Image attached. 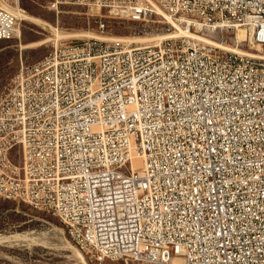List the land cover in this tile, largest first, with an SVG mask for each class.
Listing matches in <instances>:
<instances>
[{
  "label": "built area",
  "instance_id": "obj_1",
  "mask_svg": "<svg viewBox=\"0 0 264 264\" xmlns=\"http://www.w3.org/2000/svg\"><path fill=\"white\" fill-rule=\"evenodd\" d=\"M0 0V39L22 21ZM193 29L244 28L264 46V0H51ZM23 11H26L22 7ZM162 16V15H161ZM185 37L81 38L23 68L0 97V200L57 215L99 262L264 264V55ZM132 152L143 157L134 169Z\"/></svg>",
  "mask_w": 264,
  "mask_h": 264
},
{
  "label": "rangeland",
  "instance_id": "obj_2",
  "mask_svg": "<svg viewBox=\"0 0 264 264\" xmlns=\"http://www.w3.org/2000/svg\"><path fill=\"white\" fill-rule=\"evenodd\" d=\"M22 1L30 9L29 11L24 8L28 14L66 31H88L109 37L138 38L146 37L150 32L164 33L174 30L173 25L168 23L163 16L154 15L147 22L110 17L106 19L105 30L101 31L98 26L99 23L96 21L97 17L89 14L86 6L66 5L62 7L60 12H57L48 7L51 0ZM195 30L193 31L196 33L200 32ZM203 33L198 34L213 37L232 47L241 45L247 51L264 55V51L255 49L256 45H249L247 42L237 40L236 30L216 32L211 35L207 31L205 32L207 34ZM52 37L48 29L24 20L22 21L21 39L17 37L0 39V97L11 86L23 68L30 67L43 59L55 50V46H61V44L71 40H81V38H70L56 41ZM106 42L124 46L137 44L117 41ZM217 49L219 50V48ZM63 228L65 229V225L53 212L35 209L25 202L0 200V233L33 232L34 234L37 233L36 235L43 240L46 239L44 245L32 244L28 241L0 245V264H84L73 251L65 247L66 232H63ZM67 237L70 239L68 235ZM83 252L88 261L87 264H147L125 258L106 259L99 262L87 252Z\"/></svg>",
  "mask_w": 264,
  "mask_h": 264
},
{
  "label": "bare ground",
  "instance_id": "obj_3",
  "mask_svg": "<svg viewBox=\"0 0 264 264\" xmlns=\"http://www.w3.org/2000/svg\"><path fill=\"white\" fill-rule=\"evenodd\" d=\"M2 5L13 11L17 17L21 20H27L34 22L35 24H38L46 29H48L51 34L52 38L56 41L63 40V39H70V38H83V37H89V38H97L100 40H105V41H117V42H127L128 44L130 43H137V44H144V43H150V42H160L168 38H179V37H185L191 40H195L197 42L203 43V44H208L210 46L218 47V48H225L227 50H236V51H243L244 48L241 47V45H237V47H232L231 45L225 44L222 41H219L213 37L210 36H205L202 34L194 32L193 28L190 27L189 23L184 21V20H176L174 17L170 16L169 14L165 13L163 10L159 9V14H161L165 20H167L168 23L173 25L174 30L173 31H167L164 33H153L150 32L147 34L146 37H120V36H114V37H109V36H102L100 34L94 33V32H88V31H66L59 29L52 24H49L45 22L44 20L32 16L28 14L26 11H23L22 7H18L16 5H12L8 2H1ZM175 26V27H174ZM196 31V30H195ZM237 40L240 42H244L246 40V32L244 28H238L237 30ZM207 34V33H203ZM211 35L212 33L209 32ZM21 37H22V30H21ZM201 41H199V40ZM216 45V46H215ZM241 48V49H240ZM224 49V50H225ZM255 49L257 51H264V46L261 45H256ZM256 56L258 53H254ZM132 164L134 169L136 168H141L143 166V157L141 154H138L137 152H132ZM63 232L65 233V229L63 228ZM63 233V234H64ZM37 234V233H36ZM34 234L33 232H18V233H0V245H6V244H13V243H18L21 241H28L32 244H37V245H44L45 240H43L40 236ZM43 237V236H42ZM66 237V248L69 250L73 251L84 264H87V259L86 256L83 252V250L74 244L68 237L67 234H65ZM64 238V237H63ZM65 239V238H64ZM63 239V241H64ZM26 243V242H25ZM15 245V244H14ZM52 245V244H51ZM12 246V245H11ZM30 246V245H29ZM80 262V261H79Z\"/></svg>",
  "mask_w": 264,
  "mask_h": 264
},
{
  "label": "trees",
  "instance_id": "obj_4",
  "mask_svg": "<svg viewBox=\"0 0 264 264\" xmlns=\"http://www.w3.org/2000/svg\"><path fill=\"white\" fill-rule=\"evenodd\" d=\"M21 6L23 7V8H25L26 10H29L30 11V9L29 8H27L25 5H24V3H23V1L21 0Z\"/></svg>",
  "mask_w": 264,
  "mask_h": 264
}]
</instances>
